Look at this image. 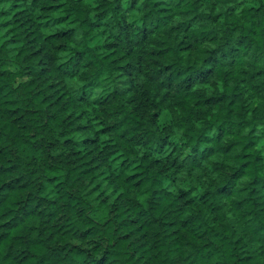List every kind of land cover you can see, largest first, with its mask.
Instances as JSON below:
<instances>
[{
    "label": "trees",
    "instance_id": "obj_1",
    "mask_svg": "<svg viewBox=\"0 0 264 264\" xmlns=\"http://www.w3.org/2000/svg\"><path fill=\"white\" fill-rule=\"evenodd\" d=\"M0 264H264V0H0Z\"/></svg>",
    "mask_w": 264,
    "mask_h": 264
}]
</instances>
